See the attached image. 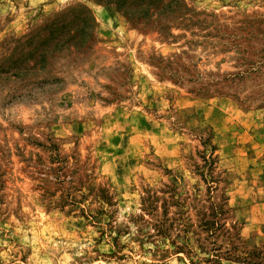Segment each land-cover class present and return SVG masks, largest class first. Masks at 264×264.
Returning <instances> with one entry per match:
<instances>
[{"label": "rangeland", "instance_id": "374dc122", "mask_svg": "<svg viewBox=\"0 0 264 264\" xmlns=\"http://www.w3.org/2000/svg\"><path fill=\"white\" fill-rule=\"evenodd\" d=\"M0 264H264V0H0Z\"/></svg>", "mask_w": 264, "mask_h": 264}]
</instances>
